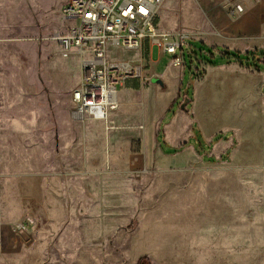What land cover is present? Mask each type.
<instances>
[{
  "label": "rangeland",
  "instance_id": "374dc122",
  "mask_svg": "<svg viewBox=\"0 0 264 264\" xmlns=\"http://www.w3.org/2000/svg\"><path fill=\"white\" fill-rule=\"evenodd\" d=\"M67 2L0 0V264H264V0H166L201 63L143 51L106 122L72 115Z\"/></svg>",
  "mask_w": 264,
  "mask_h": 264
},
{
  "label": "built area",
  "instance_id": "2783aa9c",
  "mask_svg": "<svg viewBox=\"0 0 264 264\" xmlns=\"http://www.w3.org/2000/svg\"><path fill=\"white\" fill-rule=\"evenodd\" d=\"M165 1L68 0L61 11L62 22L68 25L51 40L64 55L74 51L79 61L80 79L71 94L75 120H108L109 112L118 107L117 88L127 80L142 79L143 51L172 56L174 68L185 66V51L191 64L192 59L201 63L189 49V35L158 30L157 16ZM232 13L238 15L242 9L236 7ZM110 49L139 58L116 61L108 57Z\"/></svg>",
  "mask_w": 264,
  "mask_h": 264
},
{
  "label": "crops",
  "instance_id": "0c3cea01",
  "mask_svg": "<svg viewBox=\"0 0 264 264\" xmlns=\"http://www.w3.org/2000/svg\"><path fill=\"white\" fill-rule=\"evenodd\" d=\"M158 54L159 53H157L156 51H150V56H154V57H157L158 56ZM133 80V79H132ZM137 80V79H136ZM124 83H122L120 86H119V88H121L122 87V85H123ZM118 100H119V96H118ZM112 113V112H111ZM94 122H97V121H94Z\"/></svg>",
  "mask_w": 264,
  "mask_h": 264
},
{
  "label": "trees",
  "instance_id": "16d2710c",
  "mask_svg": "<svg viewBox=\"0 0 264 264\" xmlns=\"http://www.w3.org/2000/svg\"><path fill=\"white\" fill-rule=\"evenodd\" d=\"M242 65V64H241Z\"/></svg>",
  "mask_w": 264,
  "mask_h": 264
}]
</instances>
